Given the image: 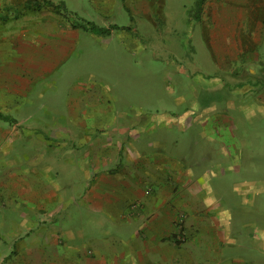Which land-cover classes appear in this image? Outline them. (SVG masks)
Listing matches in <instances>:
<instances>
[{
    "label": "crops",
    "instance_id": "crops-1",
    "mask_svg": "<svg viewBox=\"0 0 264 264\" xmlns=\"http://www.w3.org/2000/svg\"><path fill=\"white\" fill-rule=\"evenodd\" d=\"M32 1L41 2L0 0V21L18 14L2 38L19 43L0 49L14 55L0 57V264H264L260 250L251 258L227 235L230 210L200 184L201 162L171 157L152 116L116 130L107 112L91 109V95L69 98L64 113L32 109L35 83L85 31L56 0L52 12H28ZM23 133L43 134L14 165L10 138Z\"/></svg>",
    "mask_w": 264,
    "mask_h": 264
},
{
    "label": "rangeland",
    "instance_id": "rangeland-1",
    "mask_svg": "<svg viewBox=\"0 0 264 264\" xmlns=\"http://www.w3.org/2000/svg\"><path fill=\"white\" fill-rule=\"evenodd\" d=\"M54 4L73 28L86 32H79L58 69L35 83L32 109L64 113L69 98L91 95V109L107 112L116 130L128 129L135 116H152L155 133L166 129L171 139V157L201 162L200 184L206 181L216 202L230 210L227 235L244 241L251 258L258 250L264 254V0ZM7 19L0 21L1 51L19 45L17 37L2 38L18 14ZM42 134L10 138L14 165L21 148L41 142Z\"/></svg>",
    "mask_w": 264,
    "mask_h": 264
},
{
    "label": "trees",
    "instance_id": "trees-1",
    "mask_svg": "<svg viewBox=\"0 0 264 264\" xmlns=\"http://www.w3.org/2000/svg\"><path fill=\"white\" fill-rule=\"evenodd\" d=\"M31 5L34 7V9H40V8H42V7H47V6H49L50 5V3H49V1L48 0H41V2H38V1H32L31 2ZM82 29H86L85 28V26L83 27H81ZM0 119H1V117H0Z\"/></svg>",
    "mask_w": 264,
    "mask_h": 264
}]
</instances>
